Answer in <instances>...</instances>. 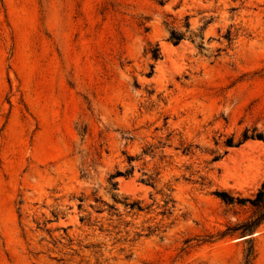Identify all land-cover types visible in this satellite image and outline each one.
I'll list each match as a JSON object with an SVG mask.
<instances>
[{"label": "rangeland", "instance_id": "rangeland-1", "mask_svg": "<svg viewBox=\"0 0 264 264\" xmlns=\"http://www.w3.org/2000/svg\"><path fill=\"white\" fill-rule=\"evenodd\" d=\"M263 185L264 0H0V264H264Z\"/></svg>", "mask_w": 264, "mask_h": 264}, {"label": "trees", "instance_id": "trees-1", "mask_svg": "<svg viewBox=\"0 0 264 264\" xmlns=\"http://www.w3.org/2000/svg\"><path fill=\"white\" fill-rule=\"evenodd\" d=\"M188 26L189 25L187 23L186 24V28H188ZM184 37H185V35H184L183 32H179V31L175 30L174 28H171L169 30V34H168L167 40H169L173 45H176L182 39H184ZM226 38L228 39V37H226ZM149 52H150V56H151L152 59H155L156 60L157 58L160 57L159 47H158L157 44H155V46L152 49H150ZM243 137L245 139H247V138H253L254 135H250L249 136L246 133H244ZM231 145H233L232 141H230L228 143V146H231ZM124 174H126V173H124ZM119 175H123V173L121 171H116L114 174L110 175L109 178L112 179L115 176H119ZM146 182L152 184V182L150 181V178ZM111 184L112 185H115V183H111ZM263 187H264V185H263ZM216 195L219 196L223 200H228L229 202L233 201V197L227 195V193H225V192H217ZM262 199H263V191H258L257 198H256V202L261 203ZM238 200H242V199H238ZM262 219H264V218L261 217V216H259L258 218H256L254 220V223L255 224H259Z\"/></svg>", "mask_w": 264, "mask_h": 264}]
</instances>
